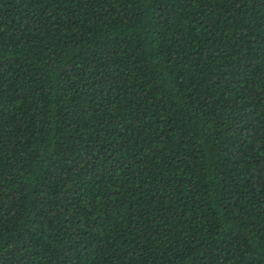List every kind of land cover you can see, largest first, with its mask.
I'll list each match as a JSON object with an SVG mask.
<instances>
[{"label": "trees", "instance_id": "obj_1", "mask_svg": "<svg viewBox=\"0 0 264 264\" xmlns=\"http://www.w3.org/2000/svg\"><path fill=\"white\" fill-rule=\"evenodd\" d=\"M0 264H264V0H0Z\"/></svg>", "mask_w": 264, "mask_h": 264}]
</instances>
